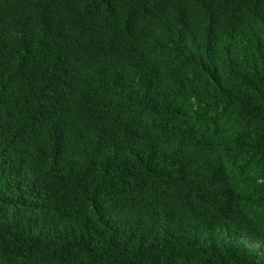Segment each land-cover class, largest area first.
<instances>
[{"label":"trees","instance_id":"16d2710c","mask_svg":"<svg viewBox=\"0 0 264 264\" xmlns=\"http://www.w3.org/2000/svg\"><path fill=\"white\" fill-rule=\"evenodd\" d=\"M0 264H264V0H0Z\"/></svg>","mask_w":264,"mask_h":264},{"label":"rangeland","instance_id":"374dc122","mask_svg":"<svg viewBox=\"0 0 264 264\" xmlns=\"http://www.w3.org/2000/svg\"><path fill=\"white\" fill-rule=\"evenodd\" d=\"M253 246H257V244H253Z\"/></svg>","mask_w":264,"mask_h":264}]
</instances>
